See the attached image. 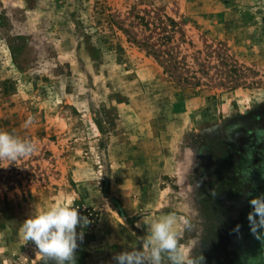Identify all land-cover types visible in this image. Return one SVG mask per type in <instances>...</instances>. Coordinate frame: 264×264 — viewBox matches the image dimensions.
I'll use <instances>...</instances> for the list:
<instances>
[{
  "label": "rangeland",
  "instance_id": "1",
  "mask_svg": "<svg viewBox=\"0 0 264 264\" xmlns=\"http://www.w3.org/2000/svg\"><path fill=\"white\" fill-rule=\"evenodd\" d=\"M0 130L37 145L0 161V264L44 262L19 229L54 203L94 211L85 264L169 213L204 264H264V0H0Z\"/></svg>",
  "mask_w": 264,
  "mask_h": 264
},
{
  "label": "clouds",
  "instance_id": "2",
  "mask_svg": "<svg viewBox=\"0 0 264 264\" xmlns=\"http://www.w3.org/2000/svg\"><path fill=\"white\" fill-rule=\"evenodd\" d=\"M36 151L35 142L0 130V161L15 162L32 156ZM246 195L251 197L248 199L250 211L247 213L250 234L257 240H264V194ZM89 223L78 208L66 203H54L30 215L20 225L19 231L25 243L31 241L35 244L36 255L45 264H76L77 239L83 238V232L78 234L77 228L86 227ZM142 223L146 227V235L141 237L140 247L114 254L115 264H204L202 253L194 255L179 242V225L182 223L184 228H190L186 218L169 213L142 218ZM240 227L237 224L233 229L238 235Z\"/></svg>",
  "mask_w": 264,
  "mask_h": 264
},
{
  "label": "trees",
  "instance_id": "3",
  "mask_svg": "<svg viewBox=\"0 0 264 264\" xmlns=\"http://www.w3.org/2000/svg\"><path fill=\"white\" fill-rule=\"evenodd\" d=\"M166 64L168 66L169 69L174 68L175 66L172 64V61H169L167 59H165ZM79 212L82 216H86L88 218V220L90 221V223L83 228H77V233L79 234L80 232H83V236L87 235L89 237L93 236V228L91 227L94 223V219H95V215H94V211L90 208H78ZM89 232V233H88ZM77 244L78 247L76 249V264H85L84 262V251H85V245L83 243V239H77ZM42 264H45V262H43ZM49 264H51V262H49Z\"/></svg>",
  "mask_w": 264,
  "mask_h": 264
}]
</instances>
